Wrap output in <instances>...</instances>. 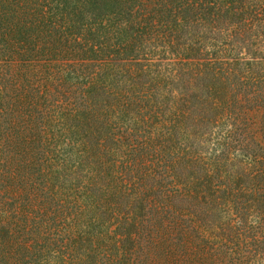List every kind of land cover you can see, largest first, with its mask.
<instances>
[{"label":"trees","instance_id":"16d2710c","mask_svg":"<svg viewBox=\"0 0 264 264\" xmlns=\"http://www.w3.org/2000/svg\"><path fill=\"white\" fill-rule=\"evenodd\" d=\"M0 264H264V0H0Z\"/></svg>","mask_w":264,"mask_h":264}]
</instances>
